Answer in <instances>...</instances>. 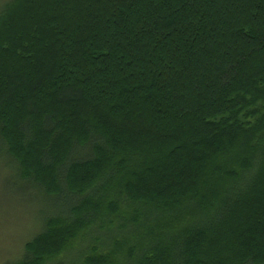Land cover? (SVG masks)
<instances>
[{
	"label": "trees",
	"instance_id": "1",
	"mask_svg": "<svg viewBox=\"0 0 264 264\" xmlns=\"http://www.w3.org/2000/svg\"><path fill=\"white\" fill-rule=\"evenodd\" d=\"M0 149L53 204L15 264H264V0L11 1Z\"/></svg>",
	"mask_w": 264,
	"mask_h": 264
},
{
	"label": "rangeland",
	"instance_id": "2",
	"mask_svg": "<svg viewBox=\"0 0 264 264\" xmlns=\"http://www.w3.org/2000/svg\"><path fill=\"white\" fill-rule=\"evenodd\" d=\"M11 1L0 0V11ZM51 205L0 153V264H15L24 258L25 245L43 229Z\"/></svg>",
	"mask_w": 264,
	"mask_h": 264
},
{
	"label": "bare ground",
	"instance_id": "3",
	"mask_svg": "<svg viewBox=\"0 0 264 264\" xmlns=\"http://www.w3.org/2000/svg\"><path fill=\"white\" fill-rule=\"evenodd\" d=\"M30 4V3H29ZM11 19V18H10ZM14 54V53H13ZM5 61V60H4ZM2 65V64H1ZM14 159V158H13ZM13 164V163H12ZM44 193V192H43ZM59 213V212H58ZM124 229V228H123ZM91 244V243H90Z\"/></svg>",
	"mask_w": 264,
	"mask_h": 264
}]
</instances>
